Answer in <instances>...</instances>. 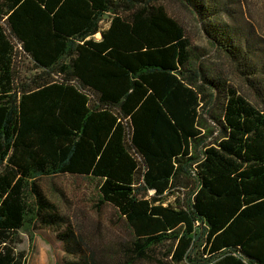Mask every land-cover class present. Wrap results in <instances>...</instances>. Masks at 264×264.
Returning a JSON list of instances; mask_svg holds the SVG:
<instances>
[{
    "label": "trees",
    "instance_id": "trees-1",
    "mask_svg": "<svg viewBox=\"0 0 264 264\" xmlns=\"http://www.w3.org/2000/svg\"><path fill=\"white\" fill-rule=\"evenodd\" d=\"M156 1L0 0V264H27L28 228L54 229L66 264H264V107L196 67ZM179 1L218 50L258 69L239 0ZM220 98L218 138L197 160L200 110ZM63 174L97 181L124 234L75 231L39 186ZM181 178L191 199L163 204Z\"/></svg>",
    "mask_w": 264,
    "mask_h": 264
},
{
    "label": "rangeland",
    "instance_id": "rangeland-1",
    "mask_svg": "<svg viewBox=\"0 0 264 264\" xmlns=\"http://www.w3.org/2000/svg\"><path fill=\"white\" fill-rule=\"evenodd\" d=\"M241 2L242 20L249 22L253 27L252 35L262 49L261 56L257 54L256 62L259 64L257 70L247 68L242 61H231L225 54L218 50L204 31V23L200 22L196 15L179 0H157L165 12L176 20L184 29L185 35L190 42L193 53L197 56L194 64L196 67L207 71L211 76L225 81L226 85L232 87L246 101L256 108L264 107V0H239ZM242 17V18H241ZM231 21L226 16L221 18ZM108 17L102 21V28L109 25ZM231 22H235L232 19ZM99 39V34L94 36ZM18 70L21 77L29 75L31 64L29 60L20 55ZM221 98L208 100L200 116L204 123V132L208 137L198 147L197 160L202 158L205 145L211 146L218 138V132L211 116L218 115L221 108ZM184 183V178L170 193L163 197V204L175 205L176 201L184 198L191 199L194 191L188 187L179 186ZM39 186L45 197L55 205L57 212L63 216L71 227L89 231L90 228L100 227L103 231L109 229L114 234L123 235L125 224L117 212L108 204L99 203L97 181L83 176L63 174L53 177L41 178ZM183 186V185H182ZM22 243L19 248L27 252V264H66L71 256L64 250L61 241L56 239V233L52 228L25 229L20 234ZM109 235H100L94 238L96 245L103 246L109 243ZM31 239V241H30ZM200 252L199 243L194 245L191 255ZM182 264H187L186 262Z\"/></svg>",
    "mask_w": 264,
    "mask_h": 264
},
{
    "label": "built area",
    "instance_id": "built-area-1",
    "mask_svg": "<svg viewBox=\"0 0 264 264\" xmlns=\"http://www.w3.org/2000/svg\"><path fill=\"white\" fill-rule=\"evenodd\" d=\"M190 176L194 177L195 173L193 170H190ZM155 191L153 189H150L147 191L148 196L154 195Z\"/></svg>",
    "mask_w": 264,
    "mask_h": 264
},
{
    "label": "water",
    "instance_id": "water-1",
    "mask_svg": "<svg viewBox=\"0 0 264 264\" xmlns=\"http://www.w3.org/2000/svg\"><path fill=\"white\" fill-rule=\"evenodd\" d=\"M107 17H108V15H106V14L103 15V18H107Z\"/></svg>",
    "mask_w": 264,
    "mask_h": 264
},
{
    "label": "crops",
    "instance_id": "crops-1",
    "mask_svg": "<svg viewBox=\"0 0 264 264\" xmlns=\"http://www.w3.org/2000/svg\"><path fill=\"white\" fill-rule=\"evenodd\" d=\"M96 35H98V34H96ZM99 37H100V35H99Z\"/></svg>",
    "mask_w": 264,
    "mask_h": 264
}]
</instances>
